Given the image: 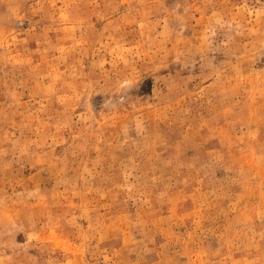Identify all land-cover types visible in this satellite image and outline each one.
<instances>
[{
  "label": "rangeland",
  "instance_id": "rangeland-1",
  "mask_svg": "<svg viewBox=\"0 0 264 264\" xmlns=\"http://www.w3.org/2000/svg\"><path fill=\"white\" fill-rule=\"evenodd\" d=\"M0 264H264V0H0Z\"/></svg>",
  "mask_w": 264,
  "mask_h": 264
}]
</instances>
